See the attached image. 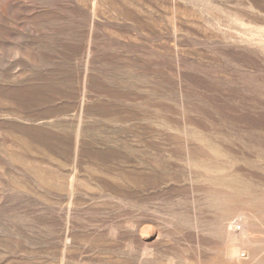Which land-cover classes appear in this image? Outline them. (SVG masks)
I'll return each mask as SVG.
<instances>
[{
	"label": "rangeland",
	"instance_id": "1",
	"mask_svg": "<svg viewBox=\"0 0 264 264\" xmlns=\"http://www.w3.org/2000/svg\"><path fill=\"white\" fill-rule=\"evenodd\" d=\"M263 111L264 0H0V264H264Z\"/></svg>",
	"mask_w": 264,
	"mask_h": 264
},
{
	"label": "bare ground",
	"instance_id": "2",
	"mask_svg": "<svg viewBox=\"0 0 264 264\" xmlns=\"http://www.w3.org/2000/svg\"><path fill=\"white\" fill-rule=\"evenodd\" d=\"M264 112V111H263ZM262 114V113H261ZM263 117V116H262ZM250 129V128H249ZM242 131V130H241ZM238 132V131H237ZM230 135V134H229ZM260 136V135H259ZM238 137V136H237ZM263 145V144H262ZM261 150V149H260ZM260 152V151H259ZM226 155V154H225ZM264 168V167H263ZM260 171V170H259ZM261 172V171H260ZM226 187V186H225ZM230 187V186H229ZM246 187V186H245ZM250 187V186H249ZM246 190V189H245Z\"/></svg>",
	"mask_w": 264,
	"mask_h": 264
}]
</instances>
